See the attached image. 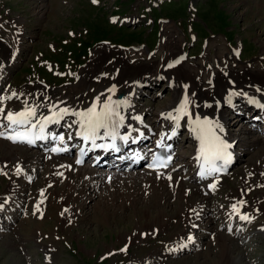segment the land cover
Masks as SVG:
<instances>
[{"label": "rangeland", "instance_id": "1", "mask_svg": "<svg viewBox=\"0 0 264 264\" xmlns=\"http://www.w3.org/2000/svg\"><path fill=\"white\" fill-rule=\"evenodd\" d=\"M97 1L98 3H91L89 0H0L4 12L8 9L4 16L14 17L18 23L17 25H11L12 23L4 25L9 26L11 31L21 27L23 33L18 60L16 59L15 67L7 79L5 91L22 90L21 93H33L32 83L35 81V77L40 75L33 73L34 67L30 70L32 65L41 68L40 66H47L49 61L46 60L55 61L53 59H57L60 68L64 70L65 63L63 62L72 63L67 59L73 60L77 64L81 59L82 64L77 65L80 77L76 80L72 78L71 81L56 83L50 75L41 72L46 74L48 82L52 84L53 88L51 87L49 90H51L50 95L55 99L62 98L71 102L75 95L80 94L76 97L78 100L83 93L89 92H94L91 96L93 97L97 90L106 88L103 86L111 81L113 65L116 68V59L119 57L117 53H121L120 56L127 54L126 62L135 56L136 61L132 59L130 63L133 66L143 65L147 69H153V65L157 67L163 63V61L159 63L163 55L160 50H181V40L183 39L181 33L187 37L190 30L197 35L198 40L189 49V57L196 55L199 48L202 47L201 41L212 35L214 36L208 38L210 45L206 47L204 56H201L210 61L214 58H221L220 55L228 51L230 45L227 41L235 46L237 38H240L243 60H236L238 66L234 69L237 71L232 69L231 76L235 79L236 76L249 77L245 72L246 68L252 72L259 69V72H262L261 77H264V0H153L155 4L150 8H147L146 5L152 0ZM138 8L141 12L146 11L153 22L147 25L143 24L145 19L143 18L135 27H132L110 20L111 16L123 15V13L132 16L139 15ZM160 17L170 21L169 23H160L161 32L167 33V39L172 37L173 39L170 42L157 44ZM104 40L120 46L145 44L153 48L157 45L155 48L157 52L150 58H145L147 55L146 46L142 52L131 53L127 50L115 52L114 47L116 46L110 49V46L100 43ZM55 46L57 50L52 52L50 47L54 48ZM90 48L92 54H85ZM9 49L7 43H0V62H6L10 58L12 50ZM40 52L48 59H42L43 56ZM94 54L95 57H93ZM228 54L230 52L225 53L223 57L226 59ZM201 57L196 56L188 60L189 62H185L183 68L191 72L192 67L200 68L198 76L202 75L200 78L207 86L206 75L203 74L205 72L203 64L197 62ZM111 58L113 61L108 63ZM133 72L137 71H129V73ZM173 72L175 73V71ZM100 73H105V75ZM98 75L102 79L95 81V79H99ZM135 76L137 74L128 75L129 78ZM113 83L114 80L111 84ZM156 83V85H151L152 88L147 87L144 91L146 95H141L138 99L143 108L150 109V114L147 115L149 121L152 120L155 111L166 106L174 97V88L166 87V83L162 85L161 81ZM119 84L123 85L124 83L120 82ZM124 87H126V83ZM35 88L36 93L42 92L43 96L49 94L38 85ZM120 89L121 86L117 88V90ZM11 93L13 92L8 94ZM36 93L30 97L38 96ZM76 100L74 102H77ZM8 101H12L11 105L17 103L15 100L9 99ZM225 115L229 119L228 122L232 124L234 113L226 110ZM242 127L249 128L242 121L231 128L233 134L240 133L241 137L244 136L242 145H240L241 142H237L243 156L240 163L234 165L231 175L225 179L218 194L212 195L210 198L207 197L210 206L216 203L226 205L229 197L244 192V190L248 191L247 199L251 202L253 201L252 197L256 194L264 195V138L259 137L261 136L259 132H245L241 130ZM257 137L259 140H255ZM180 140L181 142L177 145L180 146V152H183L184 157L187 158L191 154L189 142L185 136H180ZM190 142L192 143L191 140ZM10 145L16 147L14 153L19 151H24L27 154L36 153V150L32 151L21 145L15 146L17 144H10L8 141L0 139V169L5 168L6 162H15L13 152L9 153ZM58 160H71V158L60 156ZM180 160L175 165H178ZM39 163L44 164L42 160L37 164ZM12 164L9 163L5 170H11ZM15 164H18V161ZM67 165H73V163L65 164V166ZM20 168L23 172V166ZM69 170L72 169L69 168ZM90 171L84 172L87 173L85 176L84 174L75 175L76 172H72L73 178L58 179L59 176L64 175L61 172L50 179L47 176L46 168L43 171L40 170L43 174H40L31 186H27L25 195L28 198L29 193L31 196L37 193H34L37 190L34 185L39 181L36 186L38 192L40 195H46L45 212L41 210L43 217L18 219L12 229L11 225L10 227L5 225L10 230L0 233V264H25V262L26 264H41V252L44 250L53 252L52 259L61 264H109L108 262H96L97 257L102 252L113 247L118 248L120 245H126L130 252L120 254L117 258L115 257L117 253L111 256V260L116 262L114 264H142L143 260H147L151 254L153 257H157V260L153 257L150 258L151 262L156 260L155 264H217L216 260L220 259V255L215 240H209L210 242H207L199 252L192 253L191 251L182 255L166 256L163 259L159 257L160 252L164 249L163 242H166V245L179 242L178 238L186 232L188 224L183 220L184 216L182 217L181 212L193 201H196L200 191L196 192L195 190L191 195L185 196L181 189L177 193L180 188L178 186L172 192L163 180H155L140 170L130 171L127 174H123L121 170L117 169L105 171L102 173L103 176L101 174L97 176L92 184H85L93 177ZM94 171L98 173L101 170ZM113 171L116 173L107 174V172ZM68 173L71 172L68 171ZM42 176L44 177L42 178ZM182 182L195 187L191 179ZM16 183L18 181L9 180L3 171L0 172V199L4 197L2 194L11 187V184L17 187ZM20 184L21 187H25L22 180H20ZM17 192L14 189V193ZM47 196H50L48 206ZM203 199L205 198H201L197 204L200 205ZM35 200H38L37 197ZM29 201L31 202V198ZM262 208L264 211V201ZM184 212L187 213V211ZM224 219L225 212L221 210L215 217L205 219L204 223L213 230ZM64 223L68 224L64 225ZM144 230L146 234L139 238L140 231ZM190 231L191 229L186 235ZM220 233L223 232L220 231ZM259 237L254 239L258 240ZM250 242L253 244V240L247 244ZM231 243L235 245V242L231 241ZM43 246L44 249H41ZM253 246H257V250L255 248L256 251L252 254L256 256L255 260H258L259 264H264V240L256 241ZM236 253L237 251L234 254ZM227 259L225 262H228L225 264L230 262ZM249 259L244 256L243 261H237V264L241 262L254 264Z\"/></svg>", "mask_w": 264, "mask_h": 264}, {"label": "bare ground", "instance_id": "2", "mask_svg": "<svg viewBox=\"0 0 264 264\" xmlns=\"http://www.w3.org/2000/svg\"><path fill=\"white\" fill-rule=\"evenodd\" d=\"M130 19H132V18H130ZM112 52L114 53V51H112ZM117 55L119 57L116 59V63H117L116 68L119 69V72H118V75L115 77L113 84H115L116 82L119 81L118 80L119 77H121L120 81H126V87H124L122 89L123 90V96H122L123 100L121 102H119L118 100H115L113 89H110L111 92H110V90L103 92V90L105 88H101V89L97 90L99 92L95 97L101 95L104 101L112 100L113 102L116 103L112 107L114 109L120 108L123 111V115H126L127 113L132 112V110H135V108L137 107V99H138L140 88L142 87V84L149 82L151 79H153V80L156 79L160 75L158 72H163V70H158L159 65L157 67L155 65H153L154 66L153 69H147L143 65L133 66L129 62L125 61V55L120 56L121 53H117ZM229 57H230V54H228L226 59H229ZM232 60L233 59L229 60V64L233 63ZM14 61L12 59L8 58V60H6V62H0V88L4 84L5 80L8 79L10 73L13 71L17 60H14ZM183 66H184V61H180V63L176 66V68H173L172 70H167V74L165 75L167 82L171 78H174V77L177 78V80L173 84L174 97H173V100H171L166 106L158 109L159 113L157 111V114H156L155 118L152 120V123L161 121V120H158V115L161 112L167 113L170 109L175 108V106L181 100L183 94L186 91H187V94H189L194 99V93L197 92L196 86L201 85L202 83L204 84V81H202L201 78L197 76V73L193 74L191 71L185 70V68H183ZM16 67H17V65H16ZM97 68H99V67H97ZM130 70H134L137 72L129 73ZM173 71H175V74L173 73ZM245 72H247L248 75L251 74V78L246 79V77L241 76V79L237 81L238 83H241L238 86L247 88V89L245 88V91L238 92V89H235V87H238V86H236V83L235 82H233L232 84L230 83L231 80L229 77H231V76L228 75V77H224L222 75L223 73H219V76H216L218 79H217L216 84H215L216 85L215 89L214 90L207 89V91L206 90L201 91V92H204V93H201V95L205 96V99L201 100V107L198 108V107H194L195 104L193 105V109H196L200 113V115L209 114L210 112H213L215 115H217L221 119V123H222V126L224 127V129L227 132H229L230 135H232L231 141L233 139H237V141L241 142L240 145H242V143H243L242 138L244 136L241 137L240 133L239 134H232V129L227 124L226 118L224 117V115L221 111L222 109H224L226 107V105H229V103H233V104L239 105L241 107L244 105L250 106L251 109H253V105L249 103V100H259L257 98H260V99H262L261 101H263L262 106L259 108V110H261V112L254 113V115H256V116H253V115L250 116V120H253V118H255L256 120H259L262 123H264V94L257 91V89L264 91V77H261L260 74H262V72H259V69H258V71H253V72H252V70L246 69ZM131 74H138V77H136V78L130 77L129 78L128 75H131ZM228 78H229V83H228ZM228 90L231 91L230 98L223 96V94L228 93ZM210 92L218 94L219 97H222V96L223 97L220 99H217L213 103L212 106L204 107L202 105L205 102L211 100L210 98L207 99ZM236 93H239V95H237ZM11 96H12V93L11 94L6 93V94H3L2 96H0V100H2V103L4 106L9 103L8 100H9V97H11ZM83 97H85V96L82 94L81 97H79L78 100H76L77 102H79V104L78 103H76L75 105L69 104L70 105L69 106V105H66V103L65 104L62 103L63 105L61 106V107L68 109L66 116L70 117L71 121H76L77 125H81V117L77 114L87 111L86 109L88 107V105H86V106L81 105V102H82L81 100L83 99ZM25 101H27L29 105L38 106L37 110H40V105L38 104V96H36V97L26 96L23 100H19V101H16L17 103H14V106L21 105V107L13 110L11 112H17V111L23 110L25 107ZM124 101H126V104H125V107H122ZM56 105H59V103L56 102L52 106H56ZM189 107H191V106L189 105ZM236 116H237L236 120L239 119V120L243 121L244 116H242L240 114H237ZM115 120L117 121L118 125L121 126L119 121L117 119H115ZM169 123L172 124L171 128L177 127V124L175 121L172 120ZM146 126H150V123H148ZM49 127H51V130H50L51 135H53L54 137L59 135L60 127H58V126H49ZM164 128H165V125L160 124V129H164ZM250 129H254V128H250ZM241 130H243L245 132H250V130L248 128H244V127H242ZM173 132L174 131L171 132V130L166 131V133L164 135V139H167L168 141H172L175 138V135L172 134ZM261 137H264V130L262 131ZM74 138H76L78 140V143H80V136L74 137ZM188 138L192 141V144L194 145V148H192L191 154L194 153V155H195V153H196L195 147H196L197 140L194 138V136L192 134H189ZM255 140H259V137H257ZM250 141H252V140H250ZM250 141H248V142L250 143ZM245 144H246V141H245ZM18 145L19 144L15 145V146H18ZM38 145H41V144L39 143ZM10 146L11 147H10L9 153H12L16 147H14L13 145H10ZM32 147L35 148V150H36L35 151L36 153H34V154H27L24 151H19L17 153L13 152L14 155L12 154L15 162L18 161V163H20L18 165V167L23 166L24 171L23 172L21 171L22 173L20 172V174H22L24 177H27L30 179V177H33L37 172H39L38 170H36V169L33 170V169L36 166V164L34 162L38 163V161H40V160H42L44 162V168H46V170L48 172L47 176L50 179H51V177L54 178L56 175L61 173V171H63V174H65L67 172L68 178H71L72 173H68V171L70 172L69 168H71L72 170H75V171H79V172L82 170L81 167H78L74 163H73V165L65 166V164H68V163L59 161L58 159H56L57 157H55L53 155H51L50 158H48L49 152H47V153L42 152L44 150V148H39L38 146H32ZM65 147L72 148L73 143L69 142V144L65 145ZM178 165L180 167L177 169L185 168L184 160L181 159L180 163ZM174 166H176V165H174ZM190 166L192 167V169L195 173V177H196L197 182H201V180L197 177V169L194 166V156H193V163L190 164ZM91 175H92V173H91ZM47 176H46V178H47ZM49 178H48V180H49ZM101 181H99V182L101 183ZM97 189H98V185H97ZM184 198H185V196H184ZM204 202H205V199H203L202 203L200 205H198V210L202 211L205 214L206 213L205 210L202 209ZM2 214H5L6 222L0 223V227H5L6 224L11 225V227H12L13 223L16 222V220L19 217V216L15 217V214H14V216H13V218H15L14 221L8 224V222L13 220L12 217L7 212H2ZM222 218H224V217H222ZM227 228H228V225L226 226V229ZM253 229L254 228L251 227L250 224L246 223V221H241V219H238V221L235 222V224L230 229V234L234 235V237H235L234 238L235 239V245H233L229 242L230 235H227V236L224 235V237L222 236L220 239L216 240L217 246L219 247V255H220V259L216 260V263L217 264H225L226 262H228V261L225 262L226 258H228L230 260V262L228 264H237V261H243L242 258L244 256L249 259L247 250H249L250 248H254V249L256 248V247L252 246L251 242H250V244H247L250 241V237L252 235H254V233L255 234L257 233V230L252 231ZM258 229H259V231L262 230L261 227H259ZM189 241L188 242L186 241L187 243L182 244V245H184L182 247L183 249H189L191 247L193 242L190 244ZM196 242H197V240H196ZM254 242L255 241H253V243ZM198 245L199 246L201 245V241L198 242ZM235 251H237L236 254H234Z\"/></svg>", "mask_w": 264, "mask_h": 264}, {"label": "snow or ice", "instance_id": "3", "mask_svg": "<svg viewBox=\"0 0 264 264\" xmlns=\"http://www.w3.org/2000/svg\"><path fill=\"white\" fill-rule=\"evenodd\" d=\"M93 2L95 3L97 2V0H93ZM169 67H172V65H169ZM236 94L239 95V93ZM16 95L17 94L15 92L12 93V96ZM10 98L11 97H9V99ZM187 106L188 99L187 97H185L184 103L180 106V109L178 111H180L182 114H187ZM37 107L38 106L35 105H29L28 102L25 101V107L23 110L19 112L9 111L6 115H3L4 110L3 108H0V129H7L5 131H0V136H3L4 138L13 141L14 143H27L30 145L34 144L36 140L45 138V126L50 122H56L54 121L53 117H56L58 120L59 118H61L62 113L68 112V109L64 108L60 109L59 112H53L52 116L40 117L38 121L39 131L37 132L35 131L37 129V123L33 122L37 119ZM55 107L56 106H53V108ZM77 115L81 117L82 129V131L78 134L81 135L85 141H91L94 147H106L116 149L117 151L119 150L115 143V140L118 135L119 125L114 119V117L119 116V113L110 104H105L103 106V109L100 111H97V108L93 106L87 111L78 113ZM169 115L171 117V114ZM171 118L176 119L178 121L180 119V116ZM122 119L123 117H120V120ZM3 121H7V124H5ZM102 129L104 130L103 134H101ZM193 130L195 131L196 129ZM172 134L175 135V132H173ZM105 137H110L112 143L107 145L96 144L97 139H104ZM128 138L129 137L127 135L120 136V139L125 142L128 140ZM56 139H58L60 143H64L65 137L61 135ZM69 139H71V136H69ZM198 139L200 140V148L197 159L201 162V176H205L206 174L210 175L212 173L220 171V168L217 166V161H222L224 165H227L230 162L231 153L228 152V148L231 147V145L224 142L220 138V136L216 134L212 127V122H202L199 130ZM53 151H67V148H54ZM77 163H80V161H77ZM159 163L162 162L157 160L156 162H154L153 165L150 166H155ZM2 171L3 169H0V172ZM21 171L22 169L20 167L16 168V172L18 174ZM4 174L6 175V173ZM211 187L214 189L215 185L213 184L211 185ZM2 207L3 205H0V208ZM233 209L237 210L235 205H233ZM240 219L247 220L249 219V217L244 215L241 216ZM191 239L192 238L189 237V240ZM183 246L184 245H181V247ZM123 251H126V249H123Z\"/></svg>", "mask_w": 264, "mask_h": 264}]
</instances>
